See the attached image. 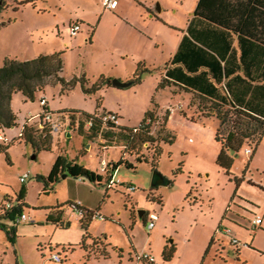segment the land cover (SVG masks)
<instances>
[{"label": "rangeland", "instance_id": "rangeland-1", "mask_svg": "<svg viewBox=\"0 0 264 264\" xmlns=\"http://www.w3.org/2000/svg\"><path fill=\"white\" fill-rule=\"evenodd\" d=\"M22 1L0 0V22H5L0 27V64L6 58L25 60L62 52V76L67 80L85 76L91 83L102 75H119L125 81L134 77L139 63L146 69L138 83L103 87L92 94L84 93L80 82L62 90L61 83L51 79L35 100L15 93L11 106L18 125L7 130L10 138L18 136L30 114L42 112L41 98L54 116L64 119V126L69 111H98L116 113L122 117L120 126L135 128L154 97L161 108L162 118L155 129L160 138L166 133L160 128L168 106L183 102L187 114L183 107L168 118L172 143L160 142L162 153L155 168L151 146L140 147L139 153L148 160L138 161L135 154L124 155V145L115 138L103 134L89 138L79 128L72 129L70 136L67 128L53 133L51 150L36 151L30 143L17 140L6 152L0 151V201L4 193L15 197L25 186L23 212L32 218L17 222V232L11 227L0 229V264H264V140L253 155L245 149L231 154L234 163L227 173L217 163L222 149L215 137L217 119L201 116L200 107H190L189 93L174 94L173 87H159L166 61L199 0H118L116 10L104 8L103 0H30L18 5ZM146 5L158 17H151ZM138 20L137 25L132 23ZM75 22L80 23V30L71 35L70 26ZM59 154L79 155L78 161L92 170L100 171L102 160L117 162L122 155L136 167L120 165L116 185L108 190L106 185L69 177L45 193L36 175H47ZM155 170L171 183L152 187ZM25 172L29 177L22 183L20 176ZM153 196H160L162 202ZM68 198L80 199L94 211L99 209L101 218L91 221L86 239L93 250L81 247L84 231L75 218L64 227L46 220L51 207ZM62 208L68 216L74 215L68 202ZM151 213L157 217L149 229ZM256 216L262 217V224H253ZM5 223L12 226L10 220ZM222 228L230 232L223 233ZM231 237L239 241V247L231 244ZM167 242L174 245L175 252L165 263L162 251ZM135 251L151 252L156 263H142ZM52 252L59 253L62 262L54 261Z\"/></svg>", "mask_w": 264, "mask_h": 264}, {"label": "trees", "instance_id": "trees-1", "mask_svg": "<svg viewBox=\"0 0 264 264\" xmlns=\"http://www.w3.org/2000/svg\"><path fill=\"white\" fill-rule=\"evenodd\" d=\"M29 1L23 0L18 5ZM4 25V21L0 22V27ZM63 68L62 52L40 54L25 60L4 59L0 64V131L5 133L7 129L18 125V116L11 106L13 95L17 92H21L27 99L35 100L36 93L42 90L50 79L60 82L62 90L80 82L83 92L87 94L112 85L113 78L104 75L94 83L85 76H75L67 80L62 76ZM145 69L142 63H139L137 72L129 81L132 84L140 82V73ZM172 84L194 93L189 106L195 104L193 98L196 97L201 116L217 119L215 137L222 145L217 163L230 174L234 163L231 154H238L247 147L253 155L264 140V0H199L189 20L187 32L182 36L173 57L165 64V75L159 87ZM151 103L139 126L135 128L111 123L103 125L97 117L100 114L98 111H69L67 124L70 129L79 128L86 131L89 138L101 134L105 138H115L124 145L123 154H135L138 161L148 160L147 155L139 153L140 147L151 146L155 168L157 158L162 153L161 143H172V136L166 126L170 115L168 110L160 128L161 132H166L165 135L160 138L155 132L162 116L160 110H157L159 107L154 102V97ZM100 104L101 99H98V107ZM44 109L49 107H42V110ZM87 118L95 120L89 130L84 127ZM53 137L47 125L41 126L38 121L33 124L25 123L21 135L8 141L0 139V151L6 152L17 140L30 143L36 151L51 150ZM80 152L85 153L82 150ZM122 164L128 168L136 167L122 155L117 162H108L106 171L99 172L88 168L76 158L59 154L50 172L47 175L37 174L36 178L43 182L45 193L54 190L64 174L88 180L95 185H106L108 190L116 185H110V181ZM26 191L23 186L15 197L8 194L4 198L3 202H11L13 207L11 210L2 208L0 222L5 219L14 221L15 216L23 212L26 206ZM152 199L162 202L160 196H153ZM68 204L73 212L79 210L83 213L78 217L84 231L81 247L86 251H89V248L93 250V244H86V239L90 236L88 229L93 220V211L78 206L76 202ZM62 207L63 204L51 207L46 220L60 227L70 223L68 219L63 218ZM132 215L134 216L133 212ZM130 226L133 227V223ZM11 228L16 232L15 225ZM213 241L210 242L208 250ZM174 252V245L167 242L162 251L163 261L169 262Z\"/></svg>", "mask_w": 264, "mask_h": 264}, {"label": "built area", "instance_id": "built-area-1", "mask_svg": "<svg viewBox=\"0 0 264 264\" xmlns=\"http://www.w3.org/2000/svg\"><path fill=\"white\" fill-rule=\"evenodd\" d=\"M117 4H118V0H103L102 1V5L106 9H114L117 6ZM80 26L81 25H80L79 22H75L74 24H72L70 26V34L71 35H75L80 30ZM40 104H41V106L43 108L44 107H48V102L46 101L45 98H41ZM182 108H183L182 104L181 103H178L176 105H172V106L170 105V106H168L167 110H168V112L170 114H172L174 111L180 110ZM97 117H98L99 120L102 121L103 125L104 124H107V123H111V124H114L116 126H120L119 125L120 116L118 114H116V113L103 112V113L98 114ZM35 118H37V117L35 115H33V114H31L28 117L29 120H32V119H35ZM37 121L41 123V126L42 125H47L50 128V130H51L52 133L61 132V131H63V128L66 129V127L62 123V120L59 117L54 116V114L49 109L42 110V112L38 116V120ZM94 121H95L94 119L87 118L85 120V122H84L85 129L89 130L90 127L94 124ZM21 134H22V128H21L20 132L18 133V135H21ZM0 139H4L5 141H8L10 139V137H8V135H6V133H3L2 131H0ZM246 152L251 153V150L249 148H247L246 149ZM107 167H108V162L106 160H102L100 162V170L102 172H104V171H106ZM28 177H29V173L28 172H25V173H23L20 176V181L21 182H25ZM114 177H115V175H114ZM114 177L110 181V185L116 184V181H115L116 179ZM128 187L130 189H135V187L132 186V185H129ZM2 203L3 204H0V213H1V211H3L2 208L11 210V208L13 207V204L11 202L5 201V202H2ZM76 204H78V206H81V204L79 202H76ZM92 211H93V219H94V217L101 218V214L99 213V210L98 209L96 211H94V210H92ZM74 215L78 219V217L82 216L83 213H82V211L76 210V212H74ZM156 217L157 216L155 214H150L149 215V218H150V222H149V225H148L149 229H151L154 226L153 220L156 219ZM28 220H31V217L28 216L24 212L16 215L15 216V219H14V221L16 223L17 222H25V221H28ZM262 222H263V220H262V217L261 216H256L253 219V224L254 225H260V224H262ZM223 232L224 233H229L230 230L228 228H224L223 229ZM231 242L237 243L238 240L235 239L234 237H231ZM136 257H137V259L139 261H142V260L149 261V262H153L154 261V257L151 254L146 253V252L145 253H141V254H137ZM51 258L54 261L62 262L61 256L57 252H53L51 254Z\"/></svg>", "mask_w": 264, "mask_h": 264}, {"label": "crops", "instance_id": "crops-1", "mask_svg": "<svg viewBox=\"0 0 264 264\" xmlns=\"http://www.w3.org/2000/svg\"><path fill=\"white\" fill-rule=\"evenodd\" d=\"M103 6V5H102ZM118 6H119V2H118V4H117V6L114 8V9H109V10H116L117 8H118ZM105 8V7H104ZM146 10H147V12L148 13H150V16L151 17H156L157 16V13H155L154 11H153V9H151L148 5H146ZM107 10H104V13L106 12ZM161 11V8L159 9V12ZM192 15H193V13H192ZM192 15L190 16V18L192 17ZM158 17V16H157ZM119 18V20L120 21H123V17H118ZM190 18L188 19V23H189V20H190ZM138 22H139V20L138 21H133L132 23L133 24H135V25H137L138 24ZM188 23H187V26H188ZM91 26V25H90ZM187 26H186V29L184 30V31H182L181 32V34H180V36H179V40H178V42H177V44H176V48H175V50H174V52L170 55V58L166 61V63L173 57V55H174V53L176 52V50H177V48H178V45H179V43H180V40H181V38H182V36L187 32ZM128 53H129V51H127ZM165 75V71H164V74H163V76ZM112 78V77H111ZM133 77H131V78H127V79H124L125 81H129V80H131ZM118 79H120V80H122V77L121 76H119L118 75ZM110 87H115V86H113V85H111ZM170 87H173L172 88V93H174V94H181V93H183V92H186V93H189L190 94V100H191V98L193 97V95H194V93L192 92V91H187V89H181V88H179V87H177V86H175V85H170ZM21 93V92H20ZM178 103H181L182 104V106L185 108V104L183 103V102H178ZM177 103V104H178ZM189 104H190V102H189ZM198 104L196 103V101H195V104L194 105H190V107H196ZM159 110H161V108H159ZM177 111V110H176ZM184 114H187V109L185 108L184 109V112H183ZM173 114V113H172ZM172 114H170L169 116H168V118L169 117H171V115ZM31 115V114H30ZM145 115V114H144ZM38 116L39 115H36V117L37 118H35V119H32V120H29L28 118L27 119H25V121H23V123H22V126H23V124H33V123H35L37 120H38ZM122 117L120 116V119H121ZM214 118V117H213ZM22 126H21V128H22ZM67 126H69V125H67ZM67 126H65L66 128H67ZM166 126H167V124H166ZM74 129V128H73ZM7 130H10V129H7ZM7 130L5 131V133H6V135H7ZM68 130V129H67ZM69 132H70V135H71V131H72V129H69L68 130ZM62 132V131H61ZM67 135H68V132H67ZM69 135V136H70ZM9 137V136H8ZM89 147L91 146V141H90V143H89V145H88ZM260 146V145H259ZM258 146V147H259ZM102 148H104V149H106L107 148V145H103L102 146ZM243 149H245V151H246V149H247V147H245V148H243ZM242 149V150H243ZM79 155H77V157H75L76 159H78L79 157H78ZM70 158V157H69ZM79 160V159H78ZM100 172V171H99ZM69 177H72V176H66L65 177V179L66 180H68L69 179ZM73 178H75V177H73ZM79 179H81V178H79ZM65 180V181H66ZM22 183H24V182H22ZM60 183V182H59ZM58 183V184H59ZM48 193H50V191L48 192ZM8 195V193H4V195H3V198H2V200L0 201V204L4 201V198L6 197ZM77 198V197H76ZM76 200V199H75ZM78 201H74V200H72V199H65V201H60V199L57 201V204L59 205V204H63V202H79L80 204H81V206H83V207H85V208H88L87 207V205H85V203H83L80 199H77ZM25 202H26V199H25ZM27 204V203H26ZM89 209V208H88ZM92 210V209H91ZM144 213H145V211L143 212V214H142V216L144 215ZM151 214H153V213H151ZM149 215L150 214H148V217H149ZM156 215V214H155ZM46 217H47V215H46ZM63 218L64 219H68L69 221H70V223H71V219L73 218H75L76 219V221H78V219L76 218V216L75 215H70V216H68L66 213H65V210L63 209ZM32 219V218H31ZM74 219V220H75ZM150 219V218H149ZM7 220H10V221H12V226H14L15 225V229H16V232H17V223L15 222V221H13L12 219H5V220H3L2 222H0V229H2V230H4V231H7L8 229H9V227H12V226H10V225H7L5 222L7 221ZM69 223V224H70ZM154 227V226H153ZM223 229L224 228H222L221 229V231L223 232ZM224 233V232H223ZM86 244L88 245V243H87V241H86ZM167 244V243H166ZM165 244V245H166ZM137 250V249H136ZM149 253V254H151V252H147V251H143L142 253ZM135 253H136V255L137 254H141L139 251H135ZM4 254H5V256L6 255H8V252L7 251H4ZM154 257V256H153ZM131 260L133 261V259L131 258ZM142 263H156L155 262V258H154V261L153 262H149V261H145V260H142Z\"/></svg>", "mask_w": 264, "mask_h": 264}, {"label": "water", "instance_id": "water-1", "mask_svg": "<svg viewBox=\"0 0 264 264\" xmlns=\"http://www.w3.org/2000/svg\"><path fill=\"white\" fill-rule=\"evenodd\" d=\"M112 85L118 88H124V87H128L130 85H132L131 81H123L120 80L118 78H113L112 80ZM67 129H70V126H67ZM70 135V132L68 131V136ZM67 176V174L62 175V178H65ZM77 178V177H75ZM171 181L164 176L161 172H159L158 170L154 172L153 177H152V182L151 185L152 187H157L160 184H164V185H168L170 184ZM144 211L140 210L139 214L140 216H142ZM67 225H69V223H67Z\"/></svg>", "mask_w": 264, "mask_h": 264}, {"label": "flooded vegetation", "instance_id": "flooded-vegetation-1", "mask_svg": "<svg viewBox=\"0 0 264 264\" xmlns=\"http://www.w3.org/2000/svg\"><path fill=\"white\" fill-rule=\"evenodd\" d=\"M231 244H232L233 246L235 245V246H237V247L240 246V245H239V244H240L239 241H238L237 243H233V242H231ZM218 250H219V249H218ZM218 250H217V251H218ZM238 250H239V248H238ZM218 252H219V251H218ZM218 252H217V253H218ZM219 253H220V252H219ZM231 254H233V251H231Z\"/></svg>", "mask_w": 264, "mask_h": 264}]
</instances>
